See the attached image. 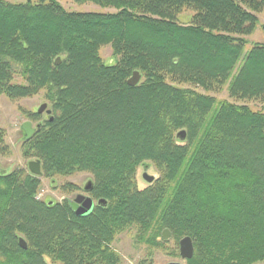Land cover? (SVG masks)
<instances>
[{
  "label": "trees",
  "instance_id": "obj_1",
  "mask_svg": "<svg viewBox=\"0 0 264 264\" xmlns=\"http://www.w3.org/2000/svg\"><path fill=\"white\" fill-rule=\"evenodd\" d=\"M75 1L115 11L0 0V94L46 89L52 119L23 140L26 154L47 176L90 172V194L105 203L79 215L67 199H36L35 175L0 173V264H48L46 255L119 264L111 242L131 225L150 244L164 242L162 229L189 236L186 264H264V42L245 51L243 37L264 0ZM184 8L193 13L181 21ZM104 44L116 61L102 62ZM15 63L23 84L11 82ZM133 71L140 79L130 86ZM180 83L205 91L227 83L230 97L262 108ZM146 162L157 176L139 189L136 170Z\"/></svg>",
  "mask_w": 264,
  "mask_h": 264
},
{
  "label": "rangeland",
  "instance_id": "obj_2",
  "mask_svg": "<svg viewBox=\"0 0 264 264\" xmlns=\"http://www.w3.org/2000/svg\"><path fill=\"white\" fill-rule=\"evenodd\" d=\"M11 3H20L25 0H5ZM60 5L66 11H76V12H114L113 7H102L96 5L92 2H76L75 0H57ZM193 13L192 10L188 8L182 9L179 13V18L181 21H185L189 15ZM258 17V24L252 33L243 36L247 43L244 47L247 51L253 43L264 42V8L256 13ZM98 55L102 62H114L117 60V56L114 55L112 47L110 44H104L99 47ZM14 69V74L12 75L11 82L23 84L24 79L20 74V65L12 64ZM181 87H189L202 92L204 94L211 95L219 100H227L234 103H242L248 105L253 110H261L262 104L257 99H243L230 97L227 91V83H225L218 90H202L200 87L191 85L189 83H180ZM46 89L42 88L36 93L29 96H18L10 98L5 94H0V173L7 171H12L16 169H22L24 173L30 174L27 167V163L31 160H36V158L30 154H26L23 147V136L24 133L21 129V124L27 120L31 121L32 127L40 122L47 119L45 113L37 114L36 118H31L30 114L35 113L37 107L46 103L47 108L51 110V102L46 98ZM147 163V164H146ZM148 166L147 173L153 175L154 178L157 176L156 168L150 162H146ZM143 164L139 165L136 170V185L139 189L144 188L148 185L141 177L143 172ZM41 168V166H40ZM39 180V184L36 191V199L41 201H55L60 202L65 199H72L78 193L86 194L82 191L83 185L87 181L93 179L92 174L88 171H76L70 174H53L45 175L42 171L36 176ZM137 227L131 225L124 230L117 233L111 242L112 248L116 249L120 253L121 264H137L138 261H143L145 257L150 255H145L148 251H154L150 247V243L144 242L141 246L143 249H137L136 243L141 241L137 238ZM148 235V233H146ZM160 236V232H159ZM181 239V238H179ZM179 239H174L172 236L166 240L162 250L156 252V254H151L152 264H165L169 261L178 260L177 256V243ZM146 244V245H145ZM135 246V247H134ZM153 249V250H152ZM46 260L48 264H62L57 260H53L46 255ZM146 261V260H145ZM262 264V263H257Z\"/></svg>",
  "mask_w": 264,
  "mask_h": 264
},
{
  "label": "water",
  "instance_id": "obj_3",
  "mask_svg": "<svg viewBox=\"0 0 264 264\" xmlns=\"http://www.w3.org/2000/svg\"><path fill=\"white\" fill-rule=\"evenodd\" d=\"M61 61L60 56H57L54 60V64L58 65ZM140 79V74L138 71H133L131 76L127 79V84L130 86H135L138 84ZM37 114L45 113L47 115L48 120L52 119L51 110L47 108L46 103L40 104L36 109ZM41 123L38 122L35 127H32L31 121L27 120L21 124V129L24 133L23 140H29L36 129L40 127ZM186 132L185 130H179L177 132V137L181 140L185 138ZM27 167L31 174L37 176L41 173L40 162L38 160H31L27 163ZM143 172L141 177L147 183H151L154 180V176L147 173L148 166L143 164ZM91 187V181H87L85 189ZM99 203H105V199L100 198L98 200ZM50 203V202H49ZM78 204H81L78 206ZM73 208L75 209L76 213L79 215L87 214L93 206V201L89 197H84L83 195H78L74 202L72 203ZM170 236V231L168 229H163L161 237L162 239L166 240ZM18 245L21 249L27 248L26 241L22 238H18ZM179 245V255L181 259H190L193 255V244L192 240L189 236H184L178 241ZM167 264H181L180 262H169Z\"/></svg>",
  "mask_w": 264,
  "mask_h": 264
},
{
  "label": "flooded vegetation",
  "instance_id": "obj_4",
  "mask_svg": "<svg viewBox=\"0 0 264 264\" xmlns=\"http://www.w3.org/2000/svg\"><path fill=\"white\" fill-rule=\"evenodd\" d=\"M87 183V182H86ZM86 183L83 185V187H82V191L84 192V193H86V194H82V193H78V194H76L75 196H74V198H72V199H67L68 200V202L70 203V205L72 206V203L74 202V200H75V198L78 196V195H83L84 197H89V198H91L92 199V201H93V206H92V209L94 208V206L95 205H97V204H100L99 202H98V200L100 199V198H94L91 194H90V192H91V190H92V187H93V184H92V180H91V187L90 188H88V189H85V186H86ZM51 203V202H50ZM81 204H78V206H80ZM72 208H73V206H72ZM91 209V210H92ZM73 210L75 211V209L73 208ZM91 210L89 211V212H91ZM88 212V213H89ZM87 213V214H88ZM163 230V229H162ZM162 230L160 231V238H161V234H162ZM171 237V233H170V236H169V238ZM168 238V239H169ZM167 240V239H166ZM166 240H164V242H162V241H157V243H155V244H152V245H150V247L151 248H153L154 249V251L152 252V251H148L147 250V253L145 254L146 256L147 255H150L151 256V254H156V252L157 251H159V250H162L164 247V245L165 244H167V242H166ZM135 245H137L138 247H135V248H137V249H143L141 246H143L144 245V242H140V243H136ZM146 245V244H145ZM177 246H178V248H177V256L179 257V259H180V261H178V260H173V261H169V262H180L181 264H186V261L188 260V259H181L180 258V255H179V245H178V243H177ZM152 249V250H153ZM113 250H114V252L116 253V255H117V260H118V262H119V264H121V259H120V253L116 250V249H114L113 248ZM145 257V259L143 260V261H138L137 262V264H152L153 262H152V257ZM146 260V261H145ZM169 262H167V263H169ZM167 263H165V264H167Z\"/></svg>",
  "mask_w": 264,
  "mask_h": 264
}]
</instances>
